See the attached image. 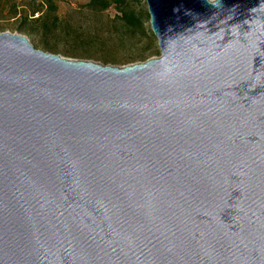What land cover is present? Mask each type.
I'll list each match as a JSON object with an SVG mask.
<instances>
[{"label": "water", "instance_id": "95a60500", "mask_svg": "<svg viewBox=\"0 0 264 264\" xmlns=\"http://www.w3.org/2000/svg\"><path fill=\"white\" fill-rule=\"evenodd\" d=\"M160 56L0 33V264H264V0H145Z\"/></svg>", "mask_w": 264, "mask_h": 264}, {"label": "rangeland", "instance_id": "374dc122", "mask_svg": "<svg viewBox=\"0 0 264 264\" xmlns=\"http://www.w3.org/2000/svg\"><path fill=\"white\" fill-rule=\"evenodd\" d=\"M124 9L140 16L142 29L112 7L90 9L88 0H0V33L21 35L34 49L65 59L114 67L159 57L145 0H126Z\"/></svg>", "mask_w": 264, "mask_h": 264}, {"label": "trees", "instance_id": "16d2710c", "mask_svg": "<svg viewBox=\"0 0 264 264\" xmlns=\"http://www.w3.org/2000/svg\"><path fill=\"white\" fill-rule=\"evenodd\" d=\"M126 5V0H88V7L92 10L105 11L109 8H114L118 13H120V18L127 23L133 29H142V20L140 16L133 14L131 11L124 9ZM37 13V10L32 12ZM145 61V59H144Z\"/></svg>", "mask_w": 264, "mask_h": 264}]
</instances>
